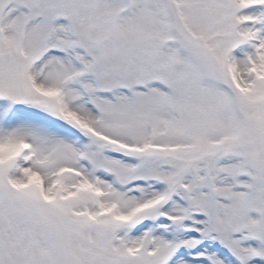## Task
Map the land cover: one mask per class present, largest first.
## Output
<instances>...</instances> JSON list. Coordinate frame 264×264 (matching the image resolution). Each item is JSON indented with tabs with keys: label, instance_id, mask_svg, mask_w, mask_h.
<instances>
[{
	"label": "rangeland",
	"instance_id": "rangeland-1",
	"mask_svg": "<svg viewBox=\"0 0 264 264\" xmlns=\"http://www.w3.org/2000/svg\"><path fill=\"white\" fill-rule=\"evenodd\" d=\"M0 264H264V0H0Z\"/></svg>",
	"mask_w": 264,
	"mask_h": 264
}]
</instances>
